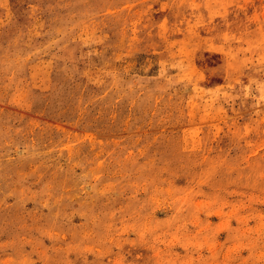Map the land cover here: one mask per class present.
<instances>
[{
  "label": "rangeland",
  "instance_id": "1",
  "mask_svg": "<svg viewBox=\"0 0 264 264\" xmlns=\"http://www.w3.org/2000/svg\"><path fill=\"white\" fill-rule=\"evenodd\" d=\"M0 264H264V0H0Z\"/></svg>",
  "mask_w": 264,
  "mask_h": 264
}]
</instances>
